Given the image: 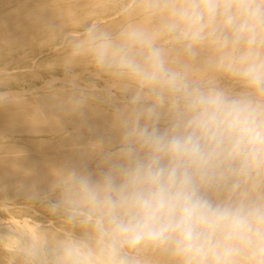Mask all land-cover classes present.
<instances>
[{"label": "clouds", "instance_id": "9594fccd", "mask_svg": "<svg viewBox=\"0 0 264 264\" xmlns=\"http://www.w3.org/2000/svg\"><path fill=\"white\" fill-rule=\"evenodd\" d=\"M155 28L92 32L96 66L137 87L116 109L118 147L102 171L67 167L49 201L81 237L27 264H264V0H147ZM162 39L212 64L239 90L195 78ZM226 193V194H225Z\"/></svg>", "mask_w": 264, "mask_h": 264}, {"label": "bare ground", "instance_id": "6f19581e", "mask_svg": "<svg viewBox=\"0 0 264 264\" xmlns=\"http://www.w3.org/2000/svg\"><path fill=\"white\" fill-rule=\"evenodd\" d=\"M106 1L112 2L115 0L0 1V61L3 62L4 57L6 56H10L12 58L15 54H18V57L24 56L25 53H22L23 55L20 53L23 52L25 48H31L33 44L35 45L38 40H36V38H38L37 36L42 30H51L54 34L57 33L59 31L57 30L59 27L70 23V15L87 3L97 2L101 4ZM141 2L143 3V5L140 6L141 8L136 6L132 11L124 16L123 20L119 19L116 22L111 23L109 22L110 19L107 20L109 23L103 21L106 24L102 25L95 32H107L113 37L118 36L120 33L119 31H121L119 30V25H121L122 22H125L128 17H131V15H136V12H141L143 9L145 10L147 0H142ZM139 18L140 19L138 21H134L132 24H128L129 22H126L127 24H124V28L128 25H143L151 29L160 24L159 17L154 18L153 16H149L147 12H144ZM76 21L77 20H75V22ZM89 28L87 30H89ZM43 35L44 34L42 33V36ZM46 37L45 39L49 41L50 37H48L49 39ZM45 39L44 41H46ZM160 42L163 46L168 44L167 39H162ZM55 45L58 47L59 44ZM85 45L86 44H84V46ZM84 46L83 48L80 47V52L83 51L84 54H86L88 52V47ZM40 49H37V51H40ZM209 50L211 49H200L198 54L191 59L185 56L181 49L176 51L173 48L171 50H167V53L169 59H172L171 61L174 62L175 65H186L188 70L194 74L195 78L202 80L205 77L206 70L210 72L211 78H216V76L223 74L215 68L211 61L205 59V56H207L208 58L211 57L212 60L214 53L211 50L212 52L209 54ZM63 52L62 56L65 55H63ZM71 53L72 52H69L67 54L70 55ZM76 53L74 52V55ZM202 53H204V55ZM74 55L72 54V56ZM86 55L89 56L90 54L87 53ZM84 57L85 56H83V58ZM69 58H71V56ZM10 60L12 61L13 59ZM14 61H16V58ZM29 61L32 62V60ZM5 62H7V60ZM76 62V60L75 62L73 60V63ZM86 62L88 61H85L84 64ZM81 64L83 63L81 62ZM2 67H0V69ZM93 70L92 73L94 77H97L95 76ZM104 72L106 73L105 70ZM1 73H3V70H1ZM31 73L34 74L35 72L33 71ZM106 74L108 75L110 73L108 72ZM35 75L37 74L35 73ZM52 75L53 74H51V76ZM111 75L113 77L108 79L109 81L106 82L105 87H114L118 90L120 89V91L125 90V92H130V96L132 97L137 86L126 77L117 75L115 72L111 73ZM51 78L53 79V77ZM52 79L48 81L53 82ZM73 81L72 84L75 86L80 85H78V83H74ZM77 81L78 80H76V82ZM45 84H49V82L46 81ZM45 84L42 85L44 86ZM86 84L88 85L90 83L86 82ZM90 87L92 88V86ZM99 88L101 91L100 86ZM4 91L0 92V238L3 240V235H6L8 237L10 236L9 238L13 239V242L18 240L21 245L20 247H17L18 245L16 247L20 248V250H24L26 243L31 246L39 243L43 245L46 250L47 259L51 260L52 255L60 242L67 239L69 236L77 238L83 236V232L78 227L68 223L66 217L61 215V211L53 210L49 206L48 202L56 199L57 197V193L54 191L55 181L60 173L65 171L67 167L85 168L94 176L98 175L99 172L102 171L100 156L102 148L114 150L118 147L119 136L115 129H113L114 112L116 109H122L125 106L116 107V109L113 108V112H108V110L106 111L97 104L93 105L92 102L90 104H85L84 102L76 100L70 96L53 95L46 97L45 95L39 97L40 99L38 100V96L36 95L37 97H35V94L31 96L32 98L26 96H24L26 97L24 98L22 97L23 92L21 91V93H16L14 91L12 95H9L8 92ZM79 91L82 92V90ZM34 98H37V100ZM114 99L116 98L114 97ZM118 100H116V102ZM108 118L110 120L109 122H100L101 119L106 120ZM44 200L48 202H46V204H44V202L42 203ZM40 208H46L48 211L56 214L55 218L57 220L54 221L53 217H50L49 215H44V220H37L33 218L34 215L40 213ZM5 240H3L5 241L3 242V245H5L4 247L9 249L10 252L11 250L16 251L14 249L15 246L11 244L12 241L10 242V239L7 240V237ZM10 255H7L6 257L5 255L0 256V264H17V255ZM146 255L151 261V264H168L167 257L165 256L163 260H159L153 253H148Z\"/></svg>", "mask_w": 264, "mask_h": 264}, {"label": "rangeland", "instance_id": "374dc122", "mask_svg": "<svg viewBox=\"0 0 264 264\" xmlns=\"http://www.w3.org/2000/svg\"><path fill=\"white\" fill-rule=\"evenodd\" d=\"M0 1H7V0H0ZM63 1H70V0H63ZM116 1H117V3H116ZM141 1L142 0H131V1H129V0H115V1H112V2L111 1L110 2L106 1V2H103L101 4H99L97 2H90L89 4L87 3L86 5H84L82 8H79V10L77 9L76 10L77 12L75 11L74 13H72L70 15V17H69L70 23H67V24L59 27L57 29V30H59L57 33L54 34L51 30H47V31L45 30L46 32L44 30H42L41 33L37 36L38 38H36V40L37 39L38 40L35 43V45L33 44V46H31V48L30 47L25 48L23 50V52L20 53V54L25 53L27 55L24 54V56L18 57V54H15L16 56L13 55L14 58L13 57L11 58L10 56H6V57H4V61L3 62L0 61V67H2V66L4 67L5 66L4 68L2 67L3 69L2 68L0 69V73H1V70H3V73L0 74V92L5 90L6 92L9 93V95H12V93H14V91L16 93L23 92L22 93L23 94L22 97L26 96V97H29V98H32L31 96H33L35 94V97L38 96L37 97L38 100L40 99L39 97L45 96V95H46V97L53 96V95L70 96V97H72V98H74L76 100L84 102L85 104H90L91 102H92L93 105L97 104V105L101 106L103 109H105L106 111L108 110V112H113V110H114L113 108L116 109V107L118 108L120 106H126L128 104V102H129V99L131 98V96H130L131 93L130 92L129 93L127 91L125 92V90L120 91V89L118 90V89H116L114 87H109V88L105 87L106 82L109 81L108 79H111L113 77L111 75V73H113L114 71L113 70H108V71L105 70L106 73H108V72L110 73V74L107 75L104 72V70H102V69L100 70V68H98L96 66V64L94 63V60H93L91 55H89V56L86 55L88 53L87 51H85L87 53L84 54L83 51L80 52V49L83 48L84 44L87 45V46L85 45L84 47H88L89 46L92 32L97 31L102 25H104L106 23L116 22L119 19L123 20L124 16H126L136 6L140 7V6L143 5V3ZM122 4H124V5H122ZM111 7H112V9H111ZM139 12H136L135 13L136 15H131V17H128L125 20V22H122L121 25H119V27H120L119 30H122V28H124V24L126 22L127 23L129 22L128 24H130V23L132 24V22L138 21L140 19L139 17L144 12H146V10L143 9V10H141L140 13ZM99 16L103 20H101ZM104 17H106V18H104ZM153 17L156 18V16H153ZM109 19H110V21L108 22L107 20H109ZM75 20H77V21L75 22ZM103 21H106V23L103 22ZM102 22H103V24H102ZM88 28H89V30H87ZM83 30H85V31H83ZM119 32H121V31H119ZM42 33L44 34L43 36H42ZM45 37L46 38L50 37V39L48 38L49 41L47 39H45ZM63 37H65V38H63ZM59 38H60V40H59ZM44 39L46 41H44ZM63 40H64V42H63ZM37 43H38V45H37ZM55 44H59L58 47ZM80 44H81V46H80ZM45 45H47V46H45ZM164 47L167 48V50H171V49L174 48L176 51H179V49H180L178 46H173V45H171L169 43L166 44ZM47 48H48V50H47ZM68 48H70L71 50L68 49ZM28 49H31V50H28ZM37 49H40V51L39 50L37 51ZM55 49H57V50H55ZM203 49H206V48H203ZM50 50H52V51H50ZM63 50H64L65 53L63 52ZM27 51L29 52V54H28ZM62 52H63V55L65 54L64 56H62ZM69 52H72V53L70 55H68L67 53H69ZM74 52L75 53L77 52V53L74 55ZM211 52L212 51L209 50V54H211ZM72 54L74 56H72ZM202 54L204 55V53H202ZM70 56H71V58H69ZM83 56H85V57L83 58ZM205 57H206L205 58L206 60L211 61V57H209V58L207 56H205ZM15 58H16V61H14ZM10 59H13V60L11 61ZM17 59H18V61H17ZM6 60H7V62H5ZM8 60H10L11 62L8 61ZM29 60H32L33 64ZM73 60H74V62L76 60L79 63H77V62L73 63ZM171 60L172 59H170V61ZM85 61H88L89 63L86 62L84 64ZM61 62H63V63H61ZM81 62L83 64H81ZM56 65H58V66H56ZM17 68L19 69V71H18ZM21 68H22V70H21ZM5 69H6V71H5ZM28 69H30V70H28ZM93 69H95V70H93ZM11 70H15V71L17 70V71L15 72V71H11ZM26 70H27V72H26ZM92 70H93L95 76H97V77H94V75L92 73ZM33 71L37 75H35V73L34 74L31 73ZM71 71H73V72H71ZM88 72H90V73H88ZM51 74H53V75L51 76ZM75 74L77 75V77H76ZM59 75H60V77H59ZM71 75H73V76H71ZM51 77H53V79ZM57 77H59V78H57ZM70 77H71V79H70ZM50 78L52 79L53 82L48 81V80H51ZM106 78H107V80H106ZM72 79L75 80V81H73ZM18 80H20V81H18ZM76 80H78V81L76 82ZM44 81L45 82L46 81L49 82L50 85L49 84H45ZM65 81H66V83H65ZM72 81L74 83H78V85L80 84L81 86L80 85L79 86H77V85L75 86L74 84H72ZM201 81L216 83V84H218L220 86L222 85V87L224 86L225 88L236 89V90H239V87H240L235 81L231 80L230 78H228L224 74L218 75V76H216V78L215 77L211 78L210 77V72L208 70L205 71V77ZM86 82L87 83L89 82L90 84L93 83V84L92 85H90V84L87 85ZM42 84H45V85L43 86ZM46 85H49V86H46ZM70 85L72 87L73 86L74 87L72 88ZM90 86H92V88ZM95 86H97L98 88L95 87ZM99 86L101 87V91H100ZM75 87L77 88V91H76ZM95 89H97V90H95ZM79 90H82V92L79 91ZM27 92H29V93H27ZM30 92H32V93H30ZM68 94H70V95H68ZM26 97H24V98H26ZM114 97L116 99H114ZM37 98L36 99L34 98V99L37 100ZM117 98L120 99V100H118ZM96 99H99V100H96ZM116 100H118L119 103H118V101L116 102ZM109 121H110L109 118L106 119V120H104V119L100 120V122H109ZM88 169H89V166H88ZM43 202H44V204H46V202H48V201L44 200V201H42V203ZM44 215H49L50 217H53L54 221L57 220L55 218L56 214L48 211V209H46V208H40V213H37L36 215H34L33 218H35L37 220H44ZM61 215L63 217H65V215L63 213H61ZM6 237H7V240L10 239L9 240L10 242L13 240V239L9 238L10 236L8 237L6 235H3L2 239L5 240ZM3 240H1V238H0V252H1L0 256H4L5 255V257H6L7 255H10V254L11 255L13 254L12 256H14V255L16 256L17 255V258H16L17 259V262H16L17 264H27L28 252H29V249L32 246L30 244L26 243L25 246H24V250H20V248H17V247H20L21 243H19L18 240L13 242L14 241L13 240L11 242V244H13V246H15L14 249L17 252L16 251H12V250L10 252L9 249L4 247L5 245H3V242H5L6 240L5 241H3ZM153 254L156 255V257L159 260H163V258H164V256L161 255V254H158V253H153Z\"/></svg>", "mask_w": 264, "mask_h": 264}]
</instances>
